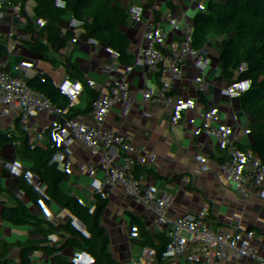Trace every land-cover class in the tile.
Masks as SVG:
<instances>
[{"label":"trees","instance_id":"obj_1","mask_svg":"<svg viewBox=\"0 0 264 264\" xmlns=\"http://www.w3.org/2000/svg\"><path fill=\"white\" fill-rule=\"evenodd\" d=\"M69 15L86 21L93 41L127 50L137 90L154 82V92L181 97L226 91L215 103L181 104L178 132L156 152L154 180L165 186L181 178L185 219L212 216L198 233L209 264H264V0H0V153L8 156L0 190L14 200L22 196L12 187L34 172L19 161L28 150L43 154L45 172L76 185L80 198L96 197L81 162L99 138L92 116L105 87L86 67L87 45ZM184 73L181 91L171 78ZM18 133L26 143L16 141ZM0 226L27 241L11 212H0ZM58 230L52 225L50 243ZM241 241L246 246L237 248Z\"/></svg>","mask_w":264,"mask_h":264},{"label":"built area","instance_id":"obj_2","mask_svg":"<svg viewBox=\"0 0 264 264\" xmlns=\"http://www.w3.org/2000/svg\"><path fill=\"white\" fill-rule=\"evenodd\" d=\"M69 23L76 30V37L81 43L87 45V55L85 57V65L88 69L94 70L98 62L94 58L92 49L97 45L93 41L88 32V26L84 19L69 15ZM105 87L104 92L100 95V102L105 106H124L125 114H130L133 109H139L143 113L153 116L157 124L156 138L159 146L167 147L168 139L178 132L177 116L181 112L182 103H197L199 100L206 103H215L220 101L226 95L224 89L211 88L206 90L198 99L191 98L185 102H181L183 98L180 94L156 93L157 99L146 100L142 94V89L137 90L135 83L129 76L121 83H117L115 78L107 73L102 78ZM176 104V106H174ZM103 126L108 129L112 124V117L108 114L103 118ZM16 141L26 143L27 137L22 133L16 135ZM91 151L96 158H102L105 154L107 141L103 138L92 140L90 143ZM8 158L6 154L0 153V161L3 162ZM130 160L139 164V155L137 153L129 154ZM45 156L41 153L33 151L29 156V163L38 165L43 163ZM154 160L148 159L144 170V175L139 184L133 187L128 192L124 187L129 174V165L126 163V157L110 156L105 172L108 175V180L105 181L99 193H102L108 202L109 208H121L126 211L127 206H130L132 215L124 216L119 224L109 222L104 224V235H111L114 231H118L119 236L131 244L130 258L132 260H140L146 256L152 264H195L189 257L188 252L180 241L173 240L159 244L155 249H150L157 244L158 238L156 233H144L131 228L135 215H140L144 212L145 202L148 195L154 196L158 210L156 216L164 218L166 216L165 208L172 202L174 196L165 186L157 184L154 180L155 176ZM38 171L34 170L33 176L36 177ZM48 176L52 180H60V177L49 172ZM67 185L78 192V187L67 182ZM129 193V194H128ZM128 194L130 199L128 203L123 204L122 198ZM93 199L85 200L84 205L80 206L76 202L68 200L66 205L70 209V220L66 226L61 225V220L54 214L46 215L48 221L55 222L60 225L59 230L53 235L50 245L39 247L36 250L30 248L31 239L44 228L46 220L44 216L25 210L17 219L20 228L27 234L28 240L21 241L13 237L8 230L0 226V254L4 248L9 254V258H1L0 264H73L67 259L69 248L77 240H82L85 246H89L94 239V233L91 229V218L89 212L94 205ZM206 203L203 200L201 204ZM5 214V211L2 212ZM212 221L210 214L195 216L192 219H185L182 223V230L190 233L198 234L202 228L209 225ZM264 227V222L262 223ZM246 246L245 242L237 243V248ZM105 251H110L112 248L104 245ZM199 251L198 247L194 249ZM263 256L262 250L256 251V257Z\"/></svg>","mask_w":264,"mask_h":264},{"label":"crops","instance_id":"obj_3","mask_svg":"<svg viewBox=\"0 0 264 264\" xmlns=\"http://www.w3.org/2000/svg\"><path fill=\"white\" fill-rule=\"evenodd\" d=\"M92 53L98 62L94 70L100 80L107 73H110L118 84L128 77L126 49H121L117 52L120 53L121 59L126 63L125 65L121 63V66H125L121 68L115 61L113 56L114 51L107 41H97V45L92 49ZM142 94L146 100L157 102L156 92L152 89L148 91L142 89ZM95 100L96 109L92 116V122L99 129L98 137L107 141V147L102 158H96L91 151L88 157L81 162L90 173V185L96 192L94 205L89 212L94 239L87 247L82 240L74 242L67 252V259L73 264H152L146 256L140 260H132L130 258L131 244L123 240L117 230L111 235H104L102 227L104 224L109 222L119 224L122 217L131 216L132 212L130 206H127L126 211L121 210L120 214L117 210L118 208H109L107 200L102 193H99V189L108 180L105 168L108 164L109 157L115 154V145H118L121 156L126 157V163L129 165V174L125 183L128 187L127 191L130 192L134 186L140 183L148 159L152 158L154 163H156V152L160 147L156 138V121L153 116L147 115L139 109H133L130 114H125L123 105L120 107L102 105L99 95L95 96ZM108 114L112 117V124L106 129L102 121L105 115ZM91 135L92 131L85 133L84 139H90ZM26 152L27 154L19 159L23 168L29 164V156L32 153L31 150ZM131 153H137L139 155V164L130 160L129 154ZM1 164L2 162L0 161V166ZM34 170L38 171L36 177L33 176L32 172L28 175L29 177L26 183L19 187H12V189L22 196V199H13L18 208L17 211L0 204V212L9 211L16 219L27 209L33 213L44 215L45 217L48 213H51L61 220L62 226H66L70 220V209L66 205L67 201L70 200L82 206L85 200L80 198L78 192L71 189L67 185V182L61 178L60 180H52L47 172H45L44 163L36 165ZM4 176L6 175L4 174ZM175 182L179 184L176 185L178 186L176 191L172 190ZM181 182V178L176 176L166 182L165 187L173 192L175 197L165 208L166 216L163 219L156 216L158 207L154 196L150 194L145 202L144 212L134 216L131 228L144 233L157 234V244L148 249V251L155 249L159 244L177 240L185 247L189 257L195 264H209L211 254L200 243L199 234L182 230L181 226L185 217L179 214L178 206ZM1 194L3 193L0 190V200L2 198ZM128 194L122 198L121 202L123 204L128 203L130 199ZM28 195L37 200V203L27 202L26 197ZM50 223L46 220L41 232L31 239L30 248L46 247L49 245L52 225L60 227L58 223ZM160 227L164 229L166 235L161 233ZM104 245L112 248V250L105 251L103 249ZM195 247L199 248L198 252L194 250ZM0 255L2 259L4 257L6 259L9 258V254L4 248L1 250Z\"/></svg>","mask_w":264,"mask_h":264},{"label":"rangeland","instance_id":"obj_4","mask_svg":"<svg viewBox=\"0 0 264 264\" xmlns=\"http://www.w3.org/2000/svg\"><path fill=\"white\" fill-rule=\"evenodd\" d=\"M122 50H125V48H122ZM122 53H123V51H122ZM113 56H114V59L118 63L120 68L121 67H125L124 65L126 63L124 62L123 59H121L120 53L114 52ZM121 63H123L124 65L121 66ZM187 79H188L187 73L175 74L174 77L172 78V83L176 84L178 86V88L182 91V90L185 89V87L187 85ZM154 84H155L154 82L148 83L143 88V90L144 91H148L150 89L153 90ZM198 94H199V90H197L196 93H191V94H189L186 97H182L183 100L181 102H185V101H187L188 99H191V98L198 99ZM248 140H249V143L252 146L256 147V148L260 149L262 147L261 144L251 134H248ZM176 185H179V184L175 182V186L174 185L172 186V190H174V191L177 190L178 186H176ZM1 197L2 198L0 200V204L4 205L6 208H13L15 211H17L18 208L16 207L15 201L13 200V198L11 196H8V195H5V194H1ZM174 197L175 196H173L172 201L174 200Z\"/></svg>","mask_w":264,"mask_h":264}]
</instances>
